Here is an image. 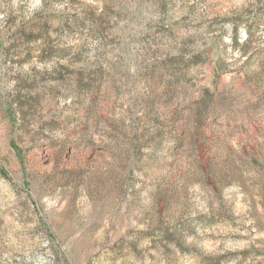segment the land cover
<instances>
[{
  "label": "rangeland",
  "instance_id": "obj_1",
  "mask_svg": "<svg viewBox=\"0 0 264 264\" xmlns=\"http://www.w3.org/2000/svg\"><path fill=\"white\" fill-rule=\"evenodd\" d=\"M0 264H264V0H0Z\"/></svg>",
  "mask_w": 264,
  "mask_h": 264
}]
</instances>
